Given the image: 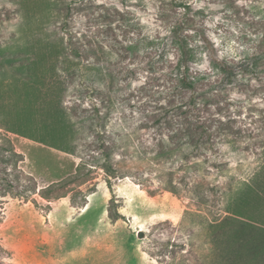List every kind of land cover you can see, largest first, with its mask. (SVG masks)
<instances>
[{
  "label": "rangeland",
  "instance_id": "rangeland-1",
  "mask_svg": "<svg viewBox=\"0 0 264 264\" xmlns=\"http://www.w3.org/2000/svg\"><path fill=\"white\" fill-rule=\"evenodd\" d=\"M176 30L192 50L187 64ZM38 35L62 40L91 67L83 82L65 81L61 96L76 123L65 144L71 152L7 130L12 155L0 137V264H200L211 240L205 224L229 208L264 227L256 138L264 58L258 76L236 86L203 44L208 38L231 64L253 62L264 52V0H0V45ZM10 55L5 48L0 60ZM184 70L194 90L181 88ZM90 87L97 90L87 95ZM6 96L0 109L13 102ZM191 96L207 145L198 172L187 168L180 116ZM42 102L23 110L18 101L12 129L48 137ZM93 105L106 115L95 129ZM53 128L50 140L63 144Z\"/></svg>",
  "mask_w": 264,
  "mask_h": 264
},
{
  "label": "trees",
  "instance_id": "trees-1",
  "mask_svg": "<svg viewBox=\"0 0 264 264\" xmlns=\"http://www.w3.org/2000/svg\"><path fill=\"white\" fill-rule=\"evenodd\" d=\"M66 7L70 8V5L66 3ZM37 29L40 32L39 28ZM174 34V39L182 55V61L184 64H187L193 58L190 45L183 39H180L182 37L178 33V30ZM203 38L204 48L210 61L220 70L225 80L236 86H240L245 85L249 77L258 76V66L260 65V59L264 58V52H259L253 58V62L240 61L231 64L216 54V50L208 38ZM50 39L49 37L38 35L35 39L28 42L22 41L21 43L0 45V54L3 55L5 48H9L11 51V57L0 60L2 75L0 87L4 88L6 84V93L10 96L6 97H8L9 101L10 98H13L12 103L4 102L5 105H1L3 109H0V116H2L0 122L4 124V128L0 127V137L6 143L4 149L12 155H18V153H15L9 138L3 133L7 130L15 131L22 135L24 132V136L28 138L71 152L65 144L68 141L67 134L76 127V123L71 119L72 115L68 112L66 105L63 104L64 101L61 102V96L64 94L63 91H66V87L64 86L65 81L69 84H74V78L78 76L81 82H83L84 72L91 66L88 65L87 59L79 55L77 50H69L62 40L51 39V41ZM61 71L66 75H61L64 74H60ZM101 75L100 72L94 78L98 83H101ZM7 77L9 78L5 81ZM86 77L90 79L87 74ZM53 78L54 80H52ZM179 84L183 90H194V84L188 79L185 70L179 79ZM78 87V85L75 86V90H78ZM88 88V86L85 87V89ZM95 90L97 89L90 87L87 95ZM6 93H0L1 97L3 98ZM33 98H41L43 99L42 103H45V106H43L45 113L43 115L45 119H50L47 121L49 124L47 123L48 131L46 135L48 137L46 138L43 135L36 136L34 129H29L27 126L23 127L20 124H18L19 127L12 129L14 119L15 117L18 118L19 114V111L16 110L17 102H24L23 110H25L27 105L31 104L28 102ZM195 100L196 97L191 96V99L186 103L187 107L183 109V114H180L183 118L181 125L189 141V150L192 154L190 158L193 159L187 165L189 172H198L195 169V165L201 167L204 164L199 163L195 159L201 155V150L207 147L206 143L201 140L204 125L200 122V115L192 107ZM102 103L103 101L99 104ZM93 106V111L89 112L91 115L89 123L90 128L95 129L97 121L103 120L106 115L100 113L99 105ZM43 107L40 108L43 109ZM174 111H177V108ZM262 124L263 127L256 135V138L260 141L259 146L261 148L259 167H264V121ZM53 127L57 128L55 130H59V139L63 144L60 145L56 141L50 140V136L54 131ZM21 128L26 129L20 131ZM232 142L235 143L234 140ZM105 152L107 151L105 150ZM104 156L107 157V154L105 153ZM229 210H226L227 213L221 217L219 216L212 222L205 224V227L211 230L212 241L207 239L206 245H208V248L204 250L205 253L203 254L207 260H204L200 264H264V227L253 222L238 219L235 217L236 213Z\"/></svg>",
  "mask_w": 264,
  "mask_h": 264
}]
</instances>
